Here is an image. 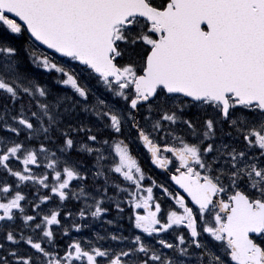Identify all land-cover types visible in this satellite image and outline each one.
<instances>
[{"label":"snow or ice","instance_id":"obj_1","mask_svg":"<svg viewBox=\"0 0 264 264\" xmlns=\"http://www.w3.org/2000/svg\"><path fill=\"white\" fill-rule=\"evenodd\" d=\"M0 264H264V0H0Z\"/></svg>","mask_w":264,"mask_h":264}]
</instances>
